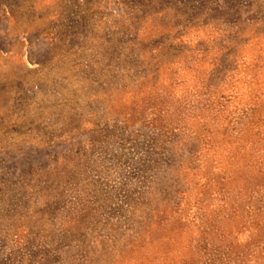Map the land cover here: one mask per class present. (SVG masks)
<instances>
[{
  "label": "rangeland",
  "instance_id": "1",
  "mask_svg": "<svg viewBox=\"0 0 264 264\" xmlns=\"http://www.w3.org/2000/svg\"><path fill=\"white\" fill-rule=\"evenodd\" d=\"M0 264H264V0H0Z\"/></svg>",
  "mask_w": 264,
  "mask_h": 264
}]
</instances>
